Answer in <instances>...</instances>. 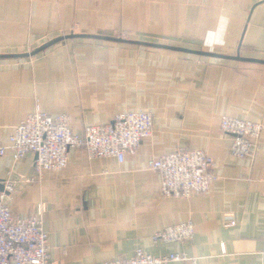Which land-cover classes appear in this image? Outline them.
<instances>
[{"label": "crops", "instance_id": "1", "mask_svg": "<svg viewBox=\"0 0 264 264\" xmlns=\"http://www.w3.org/2000/svg\"><path fill=\"white\" fill-rule=\"evenodd\" d=\"M72 33L264 59V0H0V54L32 52ZM37 104L68 114L78 134L121 112L146 109L154 117L153 136L123 162L72 149L63 170L40 178L36 154L15 161L9 150L0 158V184L16 185L6 202L13 213L28 218L46 206L49 264H105L138 248L192 259L174 264H264V63L68 38L33 56L0 58L4 142ZM223 116L263 123L248 158L230 154ZM178 148L215 159L218 179L209 192L161 193V175L148 162ZM188 221L193 239L154 238Z\"/></svg>", "mask_w": 264, "mask_h": 264}, {"label": "built area", "instance_id": "2", "mask_svg": "<svg viewBox=\"0 0 264 264\" xmlns=\"http://www.w3.org/2000/svg\"><path fill=\"white\" fill-rule=\"evenodd\" d=\"M154 117L150 110L136 109L118 113L107 124L87 125L80 134L71 127L68 114H50L40 104L13 128L8 142L0 138V158L10 150L17 161L27 153L37 155L35 170L40 178L46 171H61L68 165L72 149L85 151L90 158L116 157L123 162L127 154H135L145 139L154 134ZM220 130L232 136L230 154L246 159L260 138L263 123L253 119L223 116ZM148 167L161 175V193L166 197H191L210 191L218 179L215 159L197 148H178L149 160ZM0 192V264H49L48 233L43 226L45 204L37 212L23 218L13 213L6 203L15 191L14 181L6 180ZM228 224L234 225L230 218ZM190 221L167 226L154 238L164 242H186L193 239ZM225 252V245H222ZM192 260L187 253L171 252L155 256L138 248L127 259L105 264H174ZM195 261V260H194Z\"/></svg>", "mask_w": 264, "mask_h": 264}, {"label": "water", "instance_id": "3", "mask_svg": "<svg viewBox=\"0 0 264 264\" xmlns=\"http://www.w3.org/2000/svg\"><path fill=\"white\" fill-rule=\"evenodd\" d=\"M74 37H90V38H97V39H105V40H112V41H120V42H137L141 44H147V45H153V46H158V47H165V48H171L175 50H180V51H188V52H193L197 54H203V55H210V56H219V57H226V58H233V59H238V60H244V61H253V62H260L264 63V59H257V58H248V57H243L240 54H237L235 56H228V55H223V54H216L212 52H205V51H200V50H192L188 48H183L179 46H171V45H162V44H156V43H149V42H143V41H135V40H129V39H124V38H119V37H112V36H105V35H100V34H84V33H72L69 35H65L63 37H60L49 44L43 46L42 48L32 51V52H26V53H18V54H0V58H7V57H27V56H33L37 54L38 52L44 50L51 44H54L55 42L68 39V38H74ZM37 156V155H36ZM0 190L3 191L5 184L4 181H1L0 184Z\"/></svg>", "mask_w": 264, "mask_h": 264}]
</instances>
